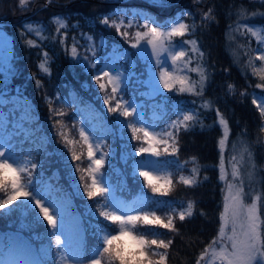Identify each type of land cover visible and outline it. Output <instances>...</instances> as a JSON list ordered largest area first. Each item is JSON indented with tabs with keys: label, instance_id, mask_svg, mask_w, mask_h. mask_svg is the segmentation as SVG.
Wrapping results in <instances>:
<instances>
[{
	"label": "trees",
	"instance_id": "trees-1",
	"mask_svg": "<svg viewBox=\"0 0 264 264\" xmlns=\"http://www.w3.org/2000/svg\"><path fill=\"white\" fill-rule=\"evenodd\" d=\"M44 1L36 0L37 4ZM61 1L50 3L25 17L14 18L6 26L12 38V51L10 59L0 58V135L15 142L13 149L20 157L29 158L31 163L37 165L33 169L30 164L29 172L33 187L40 194L49 188L52 196L71 203L77 215L70 217L77 218V224L83 228L78 229L81 230V246L85 250L84 260L88 261V256L98 243V226L108 225L113 229L112 233H117L119 229L118 225H111V222L99 216L95 201L100 198L89 200L83 193L84 183H91L88 172L84 171L89 164L87 151L84 153L81 149L82 159L81 164H78L81 171H76V165L69 163L70 145L66 147L63 138L57 134L63 125L69 140L74 141L75 145L86 147L79 136L80 117L86 114L102 120L108 129L106 149L109 154L105 158L103 172L116 187L117 193L143 210L156 211V215L165 222L168 215L173 216L174 227L178 231L155 226L143 233L149 240L172 241L167 250L152 246L153 251H167L164 264H197L205 247L218 234L226 185L219 178V140L223 128L218 123L217 109L229 127L227 145L223 150L228 167L231 156L237 152L235 156H238L243 145L250 147L254 153L258 164L254 184L261 196L260 216L264 221V117L255 100L256 96L264 98V87H257L264 85V79L253 73V68L258 70L262 63L258 59L261 41L244 27L263 29L264 0ZM16 2L0 0V18L21 14ZM208 8H212L213 13L209 19H205L204 13ZM54 17L63 19L66 28L58 32ZM185 17H188L190 31L182 38L174 37L173 41L195 40L199 52L203 53L201 57L199 53L191 51L192 45H188L191 57L189 65L195 68L199 64L207 75L203 95L173 90L147 99L140 91L149 87L151 73L147 66H156L153 65L154 59H149L148 50L138 51L132 47L135 43L134 33L146 31L137 25L142 26L144 18L172 23ZM105 18L108 25L102 23ZM121 20L124 23L119 30L109 26L113 22L120 24ZM129 20L133 21L131 27L127 26ZM28 25H32L31 31ZM125 31L128 32L127 36L122 35ZM29 40L34 45L30 46L27 43ZM74 42L79 54L75 59L70 55ZM91 45L95 46L94 56L88 51ZM112 53L120 54L121 64L130 80L123 90L115 94L114 99L111 98L109 85L106 93L110 100L109 105H105L103 101L106 93L99 90L94 77L112 57ZM45 54L49 73H43L38 67L44 61ZM91 64L96 67H91ZM198 79V73L191 72V80ZM101 82L107 83L106 78H102ZM229 84L234 86L233 89H229ZM133 96L144 99L145 116L150 118L151 112L155 110L163 125L175 120L178 111L197 110L203 126L197 124L188 131L181 128L178 135L174 132L176 144L169 139L168 154L164 152L165 146H160V158L175 172L177 180L181 175L190 177L193 167L199 169L196 185L187 186L179 180L175 192L153 193L146 186L145 178L139 175L137 169L134 170L135 163L147 156L146 153H134L135 148L145 145L143 133H137L142 137L139 141L130 139L131 130L123 127L118 120L132 118L119 117L118 112L107 111L108 107H115L121 97L123 103L127 99L132 100ZM204 101L210 102L208 109L201 107ZM57 121L60 123L57 124ZM136 127L141 125L137 124ZM173 146L178 147L174 156L170 155ZM177 160L184 165L183 168L178 166ZM63 167L68 168V173ZM81 174L85 178L83 182L80 181ZM4 176L11 179L9 175ZM11 191L9 184L6 191L0 192V202ZM23 201L29 209L27 218L0 225V260H7L10 254L8 247L21 241L22 245H28L40 264H55L59 257L51 226L40 214L39 207L27 199ZM189 202L193 204L192 215H186L181 221L178 213L186 211ZM133 230L137 235L142 234ZM121 251L133 263L136 257H141L143 264H148V260L139 255L140 251L132 248ZM147 255L152 260L160 259L159 255H153L152 252ZM204 258L200 259V264H203ZM114 264H119V261Z\"/></svg>",
	"mask_w": 264,
	"mask_h": 264
},
{
	"label": "snow or ice",
	"instance_id": "snow-or-ice-1",
	"mask_svg": "<svg viewBox=\"0 0 264 264\" xmlns=\"http://www.w3.org/2000/svg\"><path fill=\"white\" fill-rule=\"evenodd\" d=\"M26 0H19V4L24 6ZM162 6V5H161ZM211 12V9L209 10ZM204 18L209 19V13H204ZM54 22L58 25L57 31L59 32L61 28H66V24L63 19L60 17H54ZM102 23L108 25V20L105 18ZM124 23L121 20L120 24L113 22L112 25L119 30L121 25ZM152 23H155L153 21ZM128 27L133 26V21L129 20ZM138 27H143L147 31H137L134 33L135 43L132 44L133 48H136L138 51L144 50L147 51L150 46V57L149 59H154L155 66L159 69L158 72H153L152 80L149 82V87L157 95H162L164 90L169 92L175 90L179 93H188L196 96L203 95L205 84L207 81V75L204 67L198 64L195 68H188V65L191 63V57L189 56L188 51L177 50V48L183 49L184 45H192L191 51L194 53H199L202 57L203 53L199 52V49L196 47L195 40H182L180 42H174V37H184L186 33H189L190 27L187 24H184L179 21H173L171 25H159L152 27L148 22V18H145V23L142 26L137 25ZM247 28V31L251 32L252 35L257 36L258 39L264 40V37L259 36V34L252 30V28L244 25ZM28 30H32V25L27 26ZM167 28V31L164 29ZM194 31V29H193ZM39 35V33H37ZM122 35L127 36L128 32L125 31ZM141 41H146L142 44ZM27 43L32 46L34 42L29 40ZM63 43V39L61 40ZM88 51L95 55V46L91 45L88 48ZM164 54H167L166 56ZM70 55L75 59L78 58L77 47L75 42L70 50ZM187 57V59H185ZM85 60L88 59L87 56L84 57ZM259 60L264 61V54L258 57ZM171 61V66L174 71L170 72L165 67L167 61ZM182 61L183 67L187 71L196 72L199 75L198 80H191V78L185 75L176 74L177 63ZM91 67H96L95 64H91ZM38 67L43 73H49L50 69L47 66V54H45V59L42 61ZM114 75L108 71L101 70L100 74L94 77L96 83L99 86L101 92L106 93V88L111 86L112 97L115 98V94L122 89L124 81L127 79L124 77L123 73L118 69H113ZM254 74H259L262 79H264V69L257 70L253 68ZM107 78V83L101 82L102 78ZM163 86L162 88L160 86ZM177 85L179 87H177ZM229 89H233V85H228ZM257 87H264V85H257ZM109 95L106 93L104 97V104L109 105ZM123 97H121V101ZM117 101L115 107H108L107 111L109 113L118 112L119 117H131V120H118V122L123 125V127L131 130L130 139L132 140H141L142 137L137 135V133H143V140L154 141L157 144H163L164 152L168 154V144L169 139L172 140L173 144H176V135L180 132L181 128L184 131H188L191 128L196 127L197 124L203 126V122L199 119V113L196 109L189 111H178L177 119L171 121L167 125V130L162 131L158 134L150 133L148 128L155 127L154 125L145 126V121L143 120V115L139 109L142 108V105H137L135 100L129 101ZM255 103V100H253ZM202 108L208 109L210 107V102L204 101L201 105ZM260 114L264 117V104L259 105ZM122 109V110H121ZM216 114L219 117L218 123L223 128V138L219 140L220 148V159H219V171H220V180L225 181V189L223 196V210L220 213V227L218 230V236L214 237L212 242L207 245L204 251L201 253L200 259L204 257H210L209 264H215V261H219L220 264H264V231H262V226H264V221L260 217V208L258 206V201L261 200L260 195H256L252 198L250 204H246L245 196L246 193L243 187V181L240 180L239 184L233 183L240 178V171L237 168L236 164H232V181H228L227 173L224 168V152L226 139L229 135L228 122L224 116L219 112V109L216 110ZM63 115V113H60ZM60 121H57L59 124ZM140 124L141 127L137 128L136 125ZM63 125L58 131V135L61 136L65 142V146L74 144L75 142L69 140L65 132L63 131ZM174 130V131H173ZM174 132L176 135H174ZM157 135H163L168 137V139L157 140ZM79 136L87 144V158L89 160L88 168L84 171H87L91 183H84L83 193L87 196L89 200L99 197L100 199L96 200V207L98 209V214L100 217H103L106 221L111 222V225H118L119 232L116 235L111 234L113 229L108 226H98L99 229V240L95 249L88 256V264H114L115 261H119V264H133V261L130 258H126L125 254L118 248H113V241L117 240L119 236L125 234L126 231L130 229H135L142 232L141 235L134 237V239L139 241V244L142 246L139 252L140 256L145 257L148 260V264H164V261L167 257V251L156 252L153 251L152 246H156L157 249L167 250L171 245L172 241L160 239H147L146 235L143 234L148 230V228H154L155 226L168 229L170 231H178L174 227L173 216L168 215L167 222L161 219L160 216L156 215V211L147 212L143 209H132L135 214L129 215L127 212L125 214H120V209L126 207V205L114 198V190L111 189V184L108 178L100 172V169L103 167L104 160L108 153H105L101 150L100 142L96 141L91 137L88 131L85 128L81 127L79 129ZM70 151H72L70 149ZM178 151V147L173 146L170 155H175ZM247 153L249 160L251 159V152L247 148L243 150ZM97 152L100 153L99 158H96ZM135 154L141 153H151L152 156L159 157L161 155L160 151L152 147H139L134 149ZM71 159L73 161H78L81 159L80 156L76 154L75 151H72ZM235 160V157L232 158ZM244 159L243 154L241 155V160ZM9 161H12L9 163ZM195 161V158H193ZM157 161L149 160L147 163L136 162L134 165V170L139 169V175L145 178L146 186L151 188L153 193H161L162 189L156 184L152 183L150 179V174L147 171H144V167L147 164H156ZM178 166L183 168V164ZM186 163V162H185ZM18 165V169L14 168L13 165ZM27 164H31V168L35 169L37 165L31 163V161H24L21 163L20 160H14L11 155L8 154V151L3 150L0 146V191H6L11 185L12 193L7 195V198L0 202V209L5 208L7 205L11 204L13 200L17 199V195H22L30 202H34L36 207H39L40 214L43 215L44 219L47 220L48 225L51 226V235L55 238V245L57 248L58 260L55 261V264H65L66 261L71 259L73 264H83L84 253L83 248L74 250L69 254L67 250V242L61 240V235L66 234L70 231V225L68 217L71 215L67 211L66 202L60 203L58 201L52 202L53 211L55 215L49 213V208L45 207L40 199H37L39 193L33 192H22L21 185L19 183L20 176L16 175L10 180L4 176L5 169H11L13 172H25L31 176V173L28 171ZM255 170V165H251V170L248 173V177L251 180ZM76 171H81L79 165H76ZM199 169L193 167L190 177H185L181 175L179 180L187 186H193L198 183L197 174ZM171 176V174H169ZM84 176L81 175L80 181H84ZM206 179V177H205ZM169 185L172 183V180L169 178L166 181ZM107 185V186H106ZM27 186H31V181H29ZM169 189H164L162 194H166ZM47 202V201H46ZM192 202H189L187 205L186 211H180L178 213L179 219L183 221L185 216L192 215ZM111 209V210H110ZM175 211V209H173ZM59 233V234H58ZM2 248V246H0ZM147 250V251H145ZM152 252L153 255H159L160 259L152 260L148 258L147 253ZM200 259L197 260V264H200ZM0 264H35L34 261L27 260L24 258H14L8 260H0ZM136 264H143V260H139Z\"/></svg>",
	"mask_w": 264,
	"mask_h": 264
},
{
	"label": "rangeland",
	"instance_id": "rangeland-1",
	"mask_svg": "<svg viewBox=\"0 0 264 264\" xmlns=\"http://www.w3.org/2000/svg\"><path fill=\"white\" fill-rule=\"evenodd\" d=\"M61 2H62L61 0H47V1L45 0L43 3L37 4L36 0H26L25 5L21 6L19 4V0H17L16 4L21 8V14H19L17 17H8L7 16L5 18H2V17L0 18V58L3 60H7V59H10V56H11L10 52L12 51V38L9 35V32L6 28V26L11 23L10 21H12L14 18H20L23 15L25 17V15H27L29 13H33V12H36L37 10H41L42 8L49 6L50 3H61ZM210 9H212V8H208V10L206 11V13H209V15L213 13V10H211V12H209ZM153 21H155V23H152ZM178 21L188 25V17L182 18ZM144 22H145V18H144ZM148 22L152 25V27H156L157 24L169 25V26L171 25V23H169V22L161 23L156 18L155 19L152 18ZM263 29H264V27H263ZM263 29L261 27H253L252 28V30L257 32L259 34V36H261V37H264V30ZM164 30L167 31V28H165ZM146 31H147V29H146ZM260 41H261V47L258 48V52L260 55H262V54H264V40H260ZM177 50L188 51L189 47H188V45H184L183 49L177 48ZM150 51H151V48L149 46L148 52L150 53ZM164 55L166 56L167 54H164ZM153 65H155V64H153ZM144 67H145V65L142 66L143 69H144ZM165 67H167V70L170 72L174 71L173 67L171 66L170 60L167 61V63L165 64ZM114 68L118 69L120 72H122L124 77L127 78L124 81V84L122 85L121 90H123L126 87L130 78H129L128 72L125 70V67L121 64L120 54H118V53L113 54L112 53V57L101 66L100 70H98V73L100 74L101 70H103V71H108L114 75L115 74L113 71ZM147 68H148L149 72L151 73L150 74V80H149V82H150L152 80L153 72H158L159 69H157L156 67H149V66H147ZM188 68L191 69V66L188 65ZM262 69H264V61H262V63L258 66V70H262ZM176 74L177 75L187 74L191 78V71H187L184 69L182 61L177 63ZM104 78H106V77H104ZM106 81H107V78H106ZM95 84H97V83L95 82ZM160 87L162 88L163 86L161 85ZM165 91H167V90H164V92ZM97 94H98V92H97ZM140 94L144 95L145 98H147V99L152 98L153 96H158L155 92L152 91V89L150 87H144L140 91ZM136 98H137L136 96H133L132 100H135V103L137 105H142V108L139 110L141 111V113L143 115V120L145 121V126H147V125H154L155 126L154 128L149 127L148 128L149 132L153 133V134H158L164 130H167V125H169V124L163 125V123L160 122L161 118L159 115H158L157 121H156V118H157L156 114H152L151 120H149L145 116V113H144L145 109L143 106L144 99L136 100ZM255 100L258 102L259 105L264 104V98H261L260 96H256ZM86 120H88L90 122H86ZM80 121H81V124H80L81 127L85 128V130L88 131V133L91 137H93L96 141L100 142L101 150L103 152L109 154V152L106 149V146L108 145V140H109V138H108L109 132H108V129H106V127L103 125L102 120L97 119V118H93L91 116V114H86L83 117L82 116L80 117ZM263 134H264V128H263ZM221 138H223V135ZM156 139L157 140L168 139V137H165L163 135H157ZM14 144H15V142L9 141L8 139H6L2 135H0V146H2L3 150L8 151V154L11 155L14 160H20L21 163H23L24 161H30L29 158L20 157V155L13 149ZM75 144H71L69 147L72 151H75L76 154L81 157L82 151L84 153H85V151H87V144L84 143L86 145V147H84L83 145L78 146ZM150 145L152 147L157 148L159 151L161 150L160 146L162 144H157L154 141L145 142L144 147L147 148ZM226 145H227V139H226L225 147H226ZM225 147H224V149H225ZM245 148H247L248 151H250L252 154L250 160L247 156V153L243 151ZM81 149H82V151H81ZM72 151H69L70 152V158L72 155ZM241 151L242 152H240V154L238 156H235L238 152L231 156V158H230L231 161L229 162L230 167H228V163H226L225 159H224V168H225V171L227 173L228 181H232V164H236L237 168L240 171V179H238L236 181H232V182L239 184L240 180L243 181V187H244V191L246 193L244 202L246 204H250L252 202V198L256 195H259V193L256 192L257 191L256 185L254 184L255 174H256V171L258 169V164L255 160V156H253L254 153L250 149V147H248L247 145H243V147H241ZM146 154H147L146 159H144L140 162L147 163V161H149V160L157 161L156 164H147V166L144 167V169H143L144 171L149 172L150 179L152 180V183L156 184L158 187H160L162 189L161 193H163L164 189H169L167 191V193L175 192L176 191V184L178 185V182H179V179L178 180L176 179L175 172L168 165L166 166L162 162V160L160 158L161 155L159 157H155V156H152L151 153H146ZM242 154L244 156L243 160H241ZM99 155H100V153L97 152L96 158H99ZM233 157H235V160L232 159ZM81 159H82V157H81ZM81 159L79 162H75L71 159L69 163L78 165V164H81ZM11 162L12 161H9V163H11ZM104 163H105V160H104ZM104 163H103V166H104ZM253 164L255 165V170H254L252 179L250 180L248 177V173L251 170V165H253ZM29 165L30 164H27L28 171H29ZM13 167L18 169V165H16V164H14ZM263 168H264V162H263ZM63 169L68 173L67 167H63ZM137 170L139 171V169H137ZM100 172L104 174L103 167L100 169ZM3 174L6 176L9 175V176H11V178H13L16 175H19L20 176L19 183L21 185V191L22 192H33V191H35V192L39 193L33 187L32 178L28 175V173L19 172V171L13 172L11 169H5ZM169 174H171V176H169ZM169 178L172 180V183L170 185L166 182L167 179H169ZM88 179H89V177H88ZM29 181H31L30 187L27 186ZM110 184H111V189L114 190V198L118 199L119 201H122L126 205V207L120 209L121 215L125 214V212H127V214H129V215H132V214H135L134 211H132V209H142L141 206H139V205H133L132 202H126L123 199V197H121L117 193L116 187L114 185H112L111 182H110ZM246 186H248V189H246ZM0 192H2V191H0ZM11 193H12V191L9 194H11ZM250 193H252V194L250 195ZM23 199H26V198L23 197L22 195H17V199L13 200L11 204L7 205L5 208L0 209V225L6 224L9 221L19 222L21 219L24 220L27 218V216L29 214V209L26 207ZM37 199H40L41 203L45 207L49 208V213L52 215H55V212L53 211V206H52V202H54V201H58L60 203L66 202L67 211L71 214L70 216H76L77 215L75 210L73 209V207H71V203L68 200H62V199L58 198L57 196L56 197L52 196V191H50L49 188H47L43 194L39 193V195H37ZM32 204H34V202H32ZM258 206L260 208V201H258ZM144 211H147V210H144ZM147 212H149V211H147ZM70 216L68 217V221H69V225H70V231L66 234L61 235V240L67 242V250H68L69 254H71L74 250L81 248V244H80V242H81V238H80L81 230L80 229H83V228H81V226L79 224H77V218H75V217L71 218ZM261 220H263L262 217H261ZM78 228H80V229H78ZM262 231H263V227H262ZM118 232H119V229H118ZM117 233H113V235H116ZM137 236H139V235H137L133 229H130V230L126 231L124 235L119 236V238L117 240H114L113 241L114 246L113 245L112 246H113V248H118L120 250H122L124 248L125 249H129V248L131 249L132 248L136 251H140L142 246L139 244L138 240L134 239V237H137ZM217 236H218V234H217ZM155 248H156V246H155ZM83 253L85 254L84 249H83ZM14 258H24L27 260L34 261L35 264H40V263H37V261H36L37 257H35V254L34 255L31 254V251L29 250L28 245L27 244L22 245L21 241H18L16 243V245L10 249V255L7 258V260L8 259H14ZM142 259L143 258H141V257H136L135 261L137 262V261L142 260ZM209 261H210V257H205L203 264H209ZM136 262H134L133 264H136ZM65 264H73V261L71 259H69L68 261L65 262ZM83 264H88V261L83 260ZM215 264H220V262L217 260V261H215Z\"/></svg>",
	"mask_w": 264,
	"mask_h": 264
},
{
	"label": "water",
	"instance_id": "water-1",
	"mask_svg": "<svg viewBox=\"0 0 264 264\" xmlns=\"http://www.w3.org/2000/svg\"><path fill=\"white\" fill-rule=\"evenodd\" d=\"M156 1H158V0H156Z\"/></svg>",
	"mask_w": 264,
	"mask_h": 264
}]
</instances>
